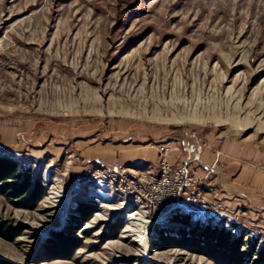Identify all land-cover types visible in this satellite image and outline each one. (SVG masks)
<instances>
[{"label": "rangeland", "instance_id": "374dc122", "mask_svg": "<svg viewBox=\"0 0 264 264\" xmlns=\"http://www.w3.org/2000/svg\"><path fill=\"white\" fill-rule=\"evenodd\" d=\"M8 128L26 137L15 154H2L30 166L47 191L33 208L0 196V222L10 230L0 235L2 264L223 263L188 247L161 248L159 229L175 237L187 227L174 212L150 215L105 181L70 192L77 175L97 166L83 150L109 132L147 133L154 149L199 140L207 163L195 168L215 188L201 187L208 205L189 210L191 221L243 231L257 250L264 193L253 203L226 191L224 203L219 175L205 167L236 162L264 175V0H0V135ZM232 139L245 153L224 151ZM80 202L96 204L88 221L75 220ZM131 221H144L135 227L143 242L125 231ZM54 231L75 243L68 258L48 250Z\"/></svg>", "mask_w": 264, "mask_h": 264}, {"label": "trees", "instance_id": "16d2710c", "mask_svg": "<svg viewBox=\"0 0 264 264\" xmlns=\"http://www.w3.org/2000/svg\"><path fill=\"white\" fill-rule=\"evenodd\" d=\"M46 191L47 185L43 183L42 177L39 175L32 177L30 166L23 165L17 157L0 153V196L16 207L33 208L44 197ZM96 208V204L80 202L76 209L78 214L75 220L88 221L97 211ZM171 217L172 220L183 223L187 227H178V235L175 237L164 235L159 229L157 240L161 248L188 247L217 262L220 258L222 264H248V262L264 264L262 262L264 243L256 250L257 242L245 239L243 231L234 234L232 227L211 226L209 221L204 223H199L197 220L191 221V211H176ZM122 226V220L115 223L113 226L115 234ZM9 231L8 225L0 222V235L9 237ZM73 246L75 243L67 235L61 231H54L53 238H49L48 250L68 258ZM255 254L257 257L253 259Z\"/></svg>", "mask_w": 264, "mask_h": 264}, {"label": "built area", "instance_id": "2783aa9c", "mask_svg": "<svg viewBox=\"0 0 264 264\" xmlns=\"http://www.w3.org/2000/svg\"><path fill=\"white\" fill-rule=\"evenodd\" d=\"M156 146L159 158L157 169L141 170L118 162L97 165L77 175L70 192H80L88 182L105 181L124 202L138 205L150 215L197 211L208 205L201 186L207 185L212 190L213 183L202 180L197 173L195 165L200 160L199 155H188L179 162L171 163L167 159L168 143L160 142ZM205 169L213 173L214 164L206 165Z\"/></svg>", "mask_w": 264, "mask_h": 264}, {"label": "crops", "instance_id": "0c3cea01", "mask_svg": "<svg viewBox=\"0 0 264 264\" xmlns=\"http://www.w3.org/2000/svg\"><path fill=\"white\" fill-rule=\"evenodd\" d=\"M6 136L0 135V153H13L15 154L19 147L16 140L26 137L25 133L18 130L14 133L9 132ZM111 136L109 139H97V142L88 146L83 150L87 155L85 161H92L97 165H110L113 162H119L123 164L142 165L141 170H155L158 167L159 158L157 149L146 143L147 139H150L147 133L133 131L126 133L109 132ZM108 135H105L108 137ZM19 137V138H18ZM139 137V138H137ZM98 138V137H97ZM106 138V137H104ZM106 140L105 142H102ZM182 139H172L169 145L168 160L171 163L179 162L185 155L198 154L200 159L199 163L204 167V163L207 161L204 159L207 150L203 144L197 139H188L181 141ZM19 141V142H20ZM103 143V144H101ZM181 143V145H180ZM225 152L234 155H241L245 153L247 146L235 142V139L230 140L222 145ZM118 150V153H116ZM138 168V167H136ZM140 169V168H139ZM220 177L221 185L224 188L225 193L217 195V198L224 203L229 196L227 192L233 193L235 196L245 197L249 201L255 203L259 199V193H264V175H262L256 168L242 165L241 163L229 162L223 170L214 169L213 171ZM244 198V199H245ZM239 202L241 199L236 197ZM244 201V200H243ZM242 201V202H243ZM234 202V201H232Z\"/></svg>", "mask_w": 264, "mask_h": 264}, {"label": "bare ground", "instance_id": "6f19581e", "mask_svg": "<svg viewBox=\"0 0 264 264\" xmlns=\"http://www.w3.org/2000/svg\"><path fill=\"white\" fill-rule=\"evenodd\" d=\"M202 187V186H201ZM139 207V206H138ZM133 217V216H132ZM131 220H135L134 218H131ZM134 223V225L133 224H131V223ZM141 222V221H140ZM143 222L144 221H142L141 223H138V224H136L135 225V221H131V223H129V225H127V227H126V230L125 231H130L132 234H134L135 235V237H136V239H135V241L136 242H143V237L141 236V234L139 233V230L140 229H136L135 227L137 226V227H140V226H142V224H143ZM137 223V222H136ZM131 224V225H130ZM136 233H138V235L136 234Z\"/></svg>", "mask_w": 264, "mask_h": 264}]
</instances>
